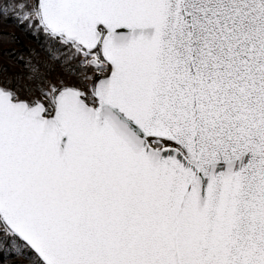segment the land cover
Returning <instances> with one entry per match:
<instances>
[{"label": "snow or ice", "instance_id": "snow-or-ice-1", "mask_svg": "<svg viewBox=\"0 0 264 264\" xmlns=\"http://www.w3.org/2000/svg\"><path fill=\"white\" fill-rule=\"evenodd\" d=\"M0 264H264V0H0Z\"/></svg>", "mask_w": 264, "mask_h": 264}]
</instances>
